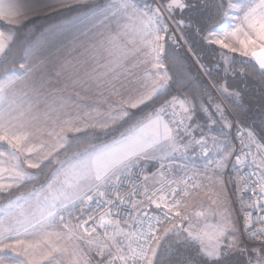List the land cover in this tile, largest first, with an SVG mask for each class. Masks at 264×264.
Instances as JSON below:
<instances>
[{"label":"snow or ice","instance_id":"6c2138e0","mask_svg":"<svg viewBox=\"0 0 264 264\" xmlns=\"http://www.w3.org/2000/svg\"><path fill=\"white\" fill-rule=\"evenodd\" d=\"M108 7H114L117 11H124L125 14L129 8L135 12V7L130 3V0H120L118 5H108ZM146 7L148 8L147 11H140L135 16V19L139 21L137 35H139L142 45L149 49L148 54L152 56V59L145 61V63H151L152 68L157 71H146L143 91L137 96L127 99L121 97L120 100L111 102L103 114L97 113L98 118L87 126L101 133H108L109 130H114L116 126L122 125L130 116L129 108H136L148 101H153L167 88L169 79L167 73L161 74L159 71L163 67L160 59L163 52L161 41L169 35V25L165 21V14L178 28L200 24L199 30L207 28V35L204 39L209 44L219 45L233 53L240 51L244 56H251L256 60L259 68L264 70V0H212L211 8L204 0H164V3L159 7L153 8L147 5ZM177 14L183 18L177 19ZM217 18L218 22L213 23ZM233 21H238V25L232 31H227L226 29L231 27ZM241 36L243 39H240ZM233 42L240 47L233 46ZM6 47L4 34L0 33V54H4ZM256 48L259 51H256ZM107 51L112 58L109 61L111 65L109 72L113 74L112 80H117L126 55L115 46ZM225 59L227 60L226 56ZM109 72L103 73L101 76H108ZM95 79H100V77ZM104 83L108 84V90L113 95L121 96L115 84L110 81L101 80V84L97 86L100 87ZM14 84L15 80L12 78L0 80V106L6 99L7 90L12 88ZM218 90L225 96L238 95L235 92H229L225 85H221ZM213 104L217 113L224 120L225 126L231 127V123L225 117L220 104L210 102L209 107ZM194 109L195 105L187 98L179 100L173 97L172 100L150 113L143 120L137 121L126 131L121 132L119 137L112 140L111 143L85 149L76 154L70 161H57L59 163L58 170L39 190L30 192L26 196H18L16 200L10 201L5 208H0V214H2L0 215V264H45V262L47 264H59L60 256L55 255V253L63 254L67 249L51 238L55 236L57 241L64 237L72 241L87 239V244L91 246L95 243L93 237L97 225L104 229L107 237L105 241L96 243L97 255L104 257L107 250L108 256L111 257L107 260V264H113V261L116 260L123 261L124 264L137 260L143 261L144 264H153L157 258L161 240L170 232H173L174 235L180 234L179 230L173 231L175 225L163 228L161 231L155 227V224L147 223V230L145 231L146 221L140 217L137 219L140 227L135 231H127L121 227L119 220L110 218L112 215L110 211H106L104 215L98 218L88 217L83 224H78L76 229L79 230V235H77L76 229L69 224L63 225L66 229L63 236L61 233L49 231V229L54 226L58 219L63 220V217L59 216L61 210L76 204L78 201L80 203L91 202L94 197H99L104 198L103 202L108 206L124 202V198L121 197L118 190V186L122 182L121 177L130 174L141 159L151 158L152 153L156 151L165 149L175 151L181 133L190 135V122ZM200 109L208 113V107H205L203 103H201ZM169 110H171V117L166 120L165 116L169 115ZM21 115L23 114L21 113ZM16 119V117L11 116L9 111L0 107V142L6 144L10 149L7 153V157L10 159L6 158L4 151H0V174L7 171L12 177V183H0V193L8 192L13 187L18 188L26 181L37 179V177L28 174L24 165L26 164L28 168H40L44 161L51 163L55 160V154L61 149L66 150V145L69 143L66 135H64L65 130L81 131L79 127H74L72 119L61 121L59 131L54 129L49 132L55 143L42 157L33 162L32 154L37 149L29 143L30 134L22 130V126L13 123V120ZM211 122L215 123V120ZM196 143L203 147L206 140L201 139ZM213 143L219 142L214 139ZM240 144L242 147L235 157L236 164L245 166V158L251 157L253 165L264 168V145L257 142L254 134L248 132L247 142L241 139ZM227 147L230 146L220 149L222 155L220 159L214 161V171H221L231 157L232 152L228 151ZM253 147L256 149L259 161L257 155L251 151ZM208 179L211 180L212 178L208 177ZM180 183L187 186L188 181L185 180ZM248 183V181L244 182L245 185ZM191 187L198 188L200 185L192 184ZM259 187L261 196L264 198V176L260 179ZM179 191L183 197L190 195L187 187L179 189ZM105 192H108L112 198H105ZM135 194L133 192L129 195L134 196ZM170 194L175 196L177 194L176 189H170ZM154 196H156L155 192L148 195L147 189H145V199L155 204L157 208L167 209L164 214L165 217L181 207V200L174 199L169 204L165 196L161 195L157 199H153ZM20 200L35 201V206L31 211L18 210L17 201ZM138 205L142 206V202L134 203L132 207L137 208ZM183 206L187 207V204L185 203ZM252 207H260L259 201L249 205V208ZM180 215V211H175V216L179 217ZM196 215L203 216L204 213L198 212ZM143 216H147V213H143ZM183 218L188 219L187 217ZM251 218L252 213L248 212L245 217V231L250 239L260 240L261 245L258 249H251L256 255L248 259V264H264V226L253 227ZM260 219L264 224V217ZM88 220H95L96 224L85 227ZM155 220L157 223L161 222L158 217ZM224 221V223L214 226L211 231H196L191 223L183 229V232L186 233L185 240L190 239L199 242V254L204 258L205 264H224V261L237 250L246 251L241 243L235 239L226 245L223 244L222 238L229 234L228 225L230 223L227 216L224 217ZM109 226L112 228L111 233L108 232ZM157 232L160 234L157 235ZM34 234H39V239L26 243L20 238L22 235ZM231 235H236L234 228ZM139 240H144L145 243L139 244ZM133 243H137L138 247L134 248ZM113 249H115V255Z\"/></svg>","mask_w":264,"mask_h":264},{"label":"rangeland","instance_id":"374dc122","mask_svg":"<svg viewBox=\"0 0 264 264\" xmlns=\"http://www.w3.org/2000/svg\"><path fill=\"white\" fill-rule=\"evenodd\" d=\"M91 2H95V0H14V3L17 4L18 7H20L21 5H25V9L22 11L18 10L13 14L9 13L10 16H6L7 18L0 17V33H3L4 39L7 40V42H5L7 47L5 48L6 50L1 56V59L3 56L5 57L8 52L11 54L10 61H8L4 67V71L6 72L0 76V80H5L7 78H12L13 80H15L14 86L7 90L6 99L3 105L0 107H2L5 111L9 112H12V110H14L16 118L17 116L21 115L22 107L12 106L13 104H8V102H10L12 95L16 96L15 92H18V90L16 91V88L20 86L18 84L24 83L27 78V67L30 68L28 61L34 60L35 62H37V64L34 65L35 69L42 67L40 64L38 67V61L36 58L38 57L39 50H42L41 48L43 46H46V44L50 43L43 41L50 40L55 37H64L76 34L78 35V37H80L81 35L92 36V41H88L87 39H76V41L81 42H77L76 44L73 43L71 46H76L77 50H89L90 53H95L94 57L96 58L93 60V67H98L101 65L102 62L106 61L107 66L111 68L109 61L112 58L108 55L107 50L112 49L114 46L118 47L119 50L126 55V59L123 61V68L119 70V78L117 80H112L113 74L110 73L109 78H107V80H104L105 82L110 81L111 83L115 84L116 88L121 93V96H116L108 90L111 102L120 100L125 89L133 88V92L137 94L142 92L141 90L143 89L145 83L140 84V82H142L141 73L149 70H151V72H155L156 69L152 68L151 63H145V61H150L152 59V56L150 55V57H146L147 55H149L147 53V50L149 51V49L142 45L139 35H137L139 21L135 19V16L140 11H147L148 8L146 7V5L154 8L161 6V2L159 0H149L147 3H138L135 0H130V3L135 5V12L132 9L126 10L127 14H125L124 11H117V9L114 7H108V5H118L120 3V0H110L102 4H92ZM3 13H6V11H3ZM113 13L115 14L113 15ZM95 14H97V18H102V16L104 18H110L111 24L87 23L86 21L93 20L90 19V17L92 15L94 16ZM130 16L132 17L131 19L129 18ZM165 21L169 25V35L165 36V39L161 41V43L163 44V52L160 55V59L163 67L159 71L161 72V74L162 72H164L163 69L165 70V72H167L166 67L164 65V51L166 42L170 43L176 49L182 51L191 60V62L198 69L199 73L202 75L206 83L210 86L211 90L213 91L214 97L219 101L220 105L222 106V109L226 110V113L230 117L231 127H229L228 132H222V134L219 133L217 137L222 138L224 140L226 139V146H230L227 147V150L231 151L232 155L226 162V166L221 171L214 172V161L220 158H217L215 156V153L211 160L206 157L211 156L213 154L212 150L218 153L220 147L219 145H217L218 143H213L214 136L211 133L210 129L203 130L200 133L201 135L198 136L199 134H193V132L191 131L199 129L192 127L190 135H184L183 132L181 133L180 137L178 138V140L180 141H178L177 143L176 150H172V153H175L172 158L165 160V157L169 156V149L152 153V156H154L155 158L164 154V156H161L159 160L152 166L155 167L165 163H172L173 169L178 166L182 168L183 172L180 174L182 178L187 175H190L197 180L198 184H207L209 180L208 177H211L213 181L217 180L215 182V187L213 191L217 195L213 196L222 195L221 187L223 188L224 185L227 189L230 190V199L231 202L234 204L235 213H230L229 210L226 211L225 208H223L221 198H215L211 196L212 194H209V196H202V193L205 191L204 187L200 193L201 196L199 197V199H197L198 209H196L193 214L189 216V214L182 213L184 209H175L171 214H169L168 217H164L161 219V223L158 229L162 231L163 228L172 227L173 225H175V229L173 231L175 232L176 230H179L180 234L184 237L186 236V233L183 232V229L187 228L190 223L193 225L196 231H211L214 226L224 223V217L227 216L228 220L230 221L228 225L229 234L222 238L223 244L226 245L233 239L239 241L243 249L246 250L244 252H246L247 255L244 254L246 256V259H244V261H246L248 264V259L256 255V253L252 252L251 249H258L261 245V241L247 238L243 234V228L245 223V203L240 198V196H242V185L240 182L238 165L236 164L235 159L234 134L236 131L239 130L244 131L246 134L250 131L245 129L243 125H241L236 119V117L233 115L220 91L216 89L213 85L200 60L196 57V55H194L189 45V42L184 37L180 28H178L175 23H173L171 18H169L166 14ZM238 23V21H233L231 23V27L227 28L226 30L232 31L238 25ZM132 35L137 36L136 40H131L130 42H128V39H126V37ZM96 36L102 37L96 38ZM117 36L122 37L123 40L119 41V38L113 39V37ZM103 37L104 40H102ZM240 39H243V36H241ZM65 45H67V43H65ZM137 46L139 47L140 52H134L136 51ZM216 46L220 47L219 45ZM233 46L238 48L240 47L235 42H233ZM225 50L230 54L233 53L230 52L228 49ZM255 50L259 51L258 48H256ZM73 51H75V49H73ZM40 54L41 53H39V55ZM234 54H237L257 64L254 58H252L251 56H244L241 54L240 51H237ZM146 68L147 70H145ZM6 69H8L9 71ZM96 77L99 76L94 75V83H100L101 78L95 79ZM167 77L169 78L168 73ZM123 80L125 82H128V84L124 85L122 83ZM133 81L137 82L132 83ZM104 85L108 84L104 83ZM99 88L100 89L98 93H101V86ZM127 91L128 90H126V92ZM106 92H104V94ZM177 99L181 100L180 98ZM63 100H66V98H63L62 101ZM182 100H184V98ZM149 102L151 101H148L147 103ZM146 104L139 105L136 108H129L128 111L130 113V116L129 118H127L126 122L122 123V125L116 126L114 130H109L108 133L100 135V137L103 136L102 140H110L111 143L112 140L119 137L121 132L126 131L137 121H141L139 120L138 115L140 113V110ZM48 108L49 107L46 106L45 108H43V110L46 111ZM30 110H39L40 112H42L37 107L30 106ZM38 115L40 114H36L35 117H37ZM52 116H54V114ZM56 117L62 118L63 112L56 115ZM170 117L171 110H169V115L165 116V119H170ZM52 118L54 119L55 117ZM53 123L55 124V122ZM42 125H45L43 128L46 127L48 129L50 126V122L45 121V123L41 122L39 124L35 122V127L31 129V131L37 133L39 130L37 129L38 131H36L35 128L38 126L41 127ZM202 135H204L203 139L206 140V145L203 147L200 144L196 143V141L202 139ZM211 136L213 137L211 138ZM66 137L69 141L68 145H66V150L61 149L60 152L56 153L55 160H53L51 163L49 161H44V163L41 164L40 168H28L26 164L24 165L29 175L37 177V179H34L33 182L37 180H39V182H37V185L32 190L26 193H20L18 192V190L22 187L23 184L32 181L25 182L18 188L13 187L8 192L0 193V208H5L10 201L16 200V197L18 196H26L27 193L39 190L41 186L45 185L49 181L50 177H52L53 174L58 170L59 163L57 161H70L76 154L83 152L89 142L94 143L95 141H97L95 136L84 137L83 134H79V136H76V134H69L68 136L66 135ZM208 138L212 139V142H209ZM50 147V145H46L44 147H41L39 150L37 149V154L32 155V161L35 162L37 158L42 157V155ZM215 147H217V149H215ZM0 149H6L7 153L10 151L8 146L2 142H0ZM187 152H193L194 155H191L192 161L188 158V156H185ZM7 153L6 158L10 159V157H7ZM182 163H188L186 164L188 168H185V164ZM194 168L196 169L192 170ZM259 172L264 175V168H259ZM3 175L5 176H1L0 183H12V177L7 171L3 172ZM87 203V201H85L84 203H80L78 201L76 204L70 205L69 207L61 210L59 216H62L63 220L61 221L58 219L54 226L49 229V231L59 232L63 236V234L66 232V229H64L63 227L64 224H69L74 229H76V226L80 224V217L86 213ZM17 204L19 206L18 210L22 209L25 211H31L35 206V201L25 202L23 200H20L17 201ZM175 211H180L181 215L179 217L175 216ZM165 212H167V209H165ZM198 212H202L204 213V215L197 216L196 213ZM183 217H187L188 219H184ZM233 228L236 231L235 236L231 235V231ZM76 231L77 235H79V230L76 229ZM159 234L160 232H157V235ZM170 235H174L173 232H170L167 236ZM20 238L27 243L35 239H39V234L22 235ZM51 239L54 242H57L60 246L67 249V251L63 254L55 253V255L60 256L59 264H107V260L111 259V257L108 256L107 250L105 251L104 257L97 255L98 249L96 248V243H100L102 241L97 236L93 237L95 243L91 246L87 244V239L83 241H72L64 237L57 241V238L55 236H53ZM125 254H127V252H125ZM45 264H47V262H45ZM113 264H124V262L113 261ZM129 264H144V262L140 260L135 262L129 261Z\"/></svg>","mask_w":264,"mask_h":264},{"label":"crops","instance_id":"0c3cea01","mask_svg":"<svg viewBox=\"0 0 264 264\" xmlns=\"http://www.w3.org/2000/svg\"><path fill=\"white\" fill-rule=\"evenodd\" d=\"M69 1H86V0H69ZM24 7L25 5H21L20 7H18L17 4L14 3V0H0V17H6V16L8 17L10 16L9 13L13 14L18 10L22 11L25 9ZM131 9L132 8H129L127 10H131ZM3 11H6V13H3ZM96 15L97 14H95L94 16L92 15L90 17V19L93 20L86 22L111 24L110 18H104L103 16L102 18H97L98 16L96 17ZM100 37L102 36H96V38H100ZM91 38L92 36H88V35H81L80 37H78V35L76 34V35H69L64 37L63 36L55 37L53 39L43 41L50 43L46 44V46H43L41 48L42 50H39V53L41 54L39 55L38 53V57L36 58L38 61V67L39 64L42 67L35 69L34 65L37 64V62H35L34 60L28 61L30 68L27 67V72H26L27 78L24 83L18 84L20 86L16 88V91L18 90V92H15L16 96L12 95L10 102H8V104H13L12 106L22 107L21 113L23 115L17 116V120H13V123L17 124L18 126H22V130H25L30 134L29 143L35 146L36 149L38 150L41 148V146L43 147L46 145L51 146L53 143H55L54 138L49 135V132L53 131L54 129L56 131H59L60 122L65 119H72L74 121V127H79L81 129V131L79 132L65 130L64 134H66L67 136L69 134H73V135L76 134V136H79V134H83L84 137H89V136L96 137L97 141H95L94 143L89 142L88 145H86L85 147L86 149L94 145H102V144L110 143V140H102L103 136L100 137V135H103L104 133H101L98 130L95 131L94 129L87 126L88 124L94 122L95 119L98 118L97 116L98 112L100 114H103L111 104L110 95L108 93V85H104V84L101 85V89H102L101 93H98L100 88L97 86L98 84H101V80L104 81L107 80V78H109L110 75L109 66H107V62L105 61L102 62L100 66L93 67L92 66L94 65L93 60L96 58L94 57L95 53H90L89 50H77L76 46H71L73 43L76 44L77 42H81V41H76V39H82V40L87 39L88 41H92ZM136 38L137 36H133V35L126 37V39H128L127 40L128 42H130L131 40L134 41L136 40ZM116 39H118L119 41L123 40V38L119 36H117ZM102 40H104V37L102 38ZM4 42H7V40L4 39ZM65 43H67V45H65ZM136 48L137 49L134 52H140L139 47L137 46ZM73 49H75V51H73ZM147 53H149L148 50ZM2 55L3 54H0V59ZM146 57H150V55H147ZM145 70H147V68ZM163 71L165 72L164 69ZM106 72H109L108 76H101V74ZM164 72H162V74ZM94 75H97L101 78L100 83L97 84L94 83ZM141 75H142L141 77L142 82H140V84H144L145 83L144 80H146V76L144 75H146V72L141 73ZM136 82L137 81H133L132 83H136ZM122 83L124 85L128 84V82H125L124 80L122 81ZM168 86H169V79L167 83V88ZM126 90L128 91L126 92ZM141 91H143V89ZM104 92L106 93L104 94ZM137 95H138L137 93L133 92V88H130V89H125L123 91L122 97L124 99H127L129 97H135ZM63 98H66V100L62 101ZM180 99L182 100L183 98ZM30 106L37 107L42 112H40L39 110L32 111L30 110ZM46 106H48L49 108L46 111H44L43 108H45ZM53 109H55V111H53L52 113ZM223 111L225 117L230 122V117L226 113V110ZM61 112H63V117L57 119L58 117H56V115L60 114ZM10 113L11 116L15 117L14 110H12V112ZM36 114H40V115L35 117ZM53 114L54 116H52ZM52 117L55 118L53 119ZM45 121L50 122V126L48 129L46 127L43 128L45 125H42L41 127L38 126L35 128L36 131L39 130L37 133L31 131V129L35 127V122L39 124L41 122L45 123ZM53 122H55V124ZM191 130L192 129L190 128V131ZM228 130L229 127L225 126V122L221 117L219 119L218 118L215 119V123L213 125V129L211 130L212 131L211 133L213 134L214 139L219 142L217 145H219L220 148L218 150V153L212 150L213 154L211 153L212 155L206 158L211 160L212 157L214 156V153L217 158L221 157L222 153L220 149L225 148L227 142L226 139L224 140L222 138H219L217 137V135L222 132H228ZM191 132H193V134L194 133L199 134L198 136H200L202 130L200 129L197 131L192 130ZM204 135H202L203 136L202 139L204 138ZM213 136H211V138ZM208 140L209 142H212V139L208 138ZM215 149H217V147H215ZM0 151H4L5 153H7L6 149H0ZM33 154H37V152L36 153L34 152ZM174 154L175 153H172V150H169V156L165 157V160L172 158ZM191 155L192 156L194 155L193 152L192 153L187 152L185 156H188V158L191 160L192 159ZM161 156H164V154L157 156L156 158L152 156L149 159H141L136 166H141L145 170H150L153 168L152 165L156 163ZM188 163H182V164H185V168H188V166H186V164ZM153 169H155V167ZM195 169L196 168L192 170ZM182 172L183 171L181 167L178 166L174 168V174L177 178H182L180 175ZM1 176H5V175H3L2 173L0 174V178ZM216 181L217 180L213 181V179H211L208 180L207 184L199 183V185L205 187V191L202 193V196L204 195L209 196V194H212L211 196L217 195L216 193L213 192ZM229 191L230 190L223 185V188L221 187L222 195L213 196V197L221 198L222 200L221 202L223 203V208H225L226 211L229 210L230 213L231 212L235 213L234 204L231 202L230 199L231 194L229 193ZM200 196L201 195L195 198H190L187 203V207L181 208V210L184 209L182 213L189 214V216L193 214V212L196 209H198L197 199H199ZM240 198L242 199V201H244L242 196H240ZM166 237L168 236H165L164 238Z\"/></svg>","mask_w":264,"mask_h":264},{"label":"trees","instance_id":"16d2710c","mask_svg":"<svg viewBox=\"0 0 264 264\" xmlns=\"http://www.w3.org/2000/svg\"><path fill=\"white\" fill-rule=\"evenodd\" d=\"M107 1L110 0H95L91 3L102 4ZM135 1L147 3L149 0ZM159 1L161 4L164 3V0ZM204 2L211 8L212 0H204ZM182 18L177 14V19ZM217 22L218 18L213 21V23ZM199 29L200 24L198 23L180 28L215 88L219 89L221 85H225L229 92L238 94L231 97L221 95L239 123L252 132L261 145H264V70H261L253 61L234 53L230 54L225 49L209 44L204 39L207 35V28ZM10 56L11 54L8 52L0 60V76L6 72L4 67L10 61ZM164 65L169 75V86L161 95L140 110L139 120H143L150 113L172 100L173 97L187 98L195 105L190 128L194 127L202 131L212 130L214 123L211 121L216 118L219 119L220 115L217 113L214 104L209 107V103H219V101L214 97L213 91L198 69L182 51L168 42L165 43ZM201 103L208 107V113L201 111ZM152 169L147 170V172L152 171ZM37 182L39 180L23 184L18 192H29L37 185ZM199 248L198 241L185 240V236L183 237L181 234L170 235L161 240L157 258L153 264H205L204 258L199 254ZM244 254L247 255L246 252L237 250L224 261V264H247L244 261L246 259Z\"/></svg>","mask_w":264,"mask_h":264},{"label":"built area","instance_id":"2783aa9c","mask_svg":"<svg viewBox=\"0 0 264 264\" xmlns=\"http://www.w3.org/2000/svg\"><path fill=\"white\" fill-rule=\"evenodd\" d=\"M244 139L247 142V134L242 131H236L234 134V149L235 157L240 152L242 145L240 140ZM247 151V149H245ZM253 154L257 155V160L259 161V156L256 153L255 147L251 149ZM238 172L240 177V182L242 185V196L245 202V211L244 216L248 212L252 213V223L253 227L264 226L261 222V217H264V198L261 196V191L259 187L260 179L264 176L259 172V168L251 163V157L245 158V166L238 165ZM147 177V180H145ZM191 178V179H189ZM188 181L187 186L180 183L181 181ZM121 183L118 186L121 197L124 198V202L118 203L117 205L108 206L103 202L104 198L94 197L93 201L87 203L86 214H84L79 223L83 224L86 218L93 217L98 218L101 215H104L106 211L112 213L111 219L119 220L122 228L128 231H135L140 225L137 223V219L143 217L146 221L144 230H147V223L155 224V227L158 229L160 223H157L155 218H159L161 221L165 217V208H157L155 204L150 203L145 199V189H147V194L151 195L153 192L156 193V196L153 199H157L159 196L163 195L167 198L169 204L175 200H181V207L177 209L184 208V204L188 203L190 198L198 197L203 190L204 186L198 188H192V184H197V180L187 175L183 178H177L174 174L173 164L165 163L159 166H156L150 172H147L143 167L136 166L132 172L126 176L121 177ZM175 183H171V182ZM245 181L249 183L244 184ZM199 185V184H197ZM187 187L189 196L183 197L179 189ZM159 189V191H157ZM170 189H176L177 194L175 196L170 194ZM103 190V189H102ZM135 192L134 196L129 195L130 193ZM105 198L111 199L112 197L108 192H105ZM255 201H259L260 207L249 208V205L253 204ZM142 202V206L138 205L137 208H133L132 204ZM143 213H147V216H143ZM108 218V217H106ZM136 218V219H134ZM96 224L95 220H88V223L85 227H91ZM108 232H112L111 226L108 227ZM243 234L249 238L248 233L245 231V223L243 228ZM94 236L100 238V240L105 241L107 237L105 236L104 229H101L98 225L96 226V233ZM139 244H144V240H139ZM134 248L138 247L137 243H133ZM113 254L115 255V250L113 249ZM119 262V260H116ZM139 261V260H137Z\"/></svg>","mask_w":264,"mask_h":264}]
</instances>
